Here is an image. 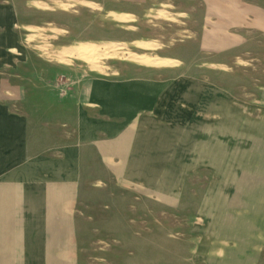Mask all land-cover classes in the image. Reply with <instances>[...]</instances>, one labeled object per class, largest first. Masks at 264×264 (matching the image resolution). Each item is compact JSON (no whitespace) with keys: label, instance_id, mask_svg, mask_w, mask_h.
<instances>
[{"label":"rangeland","instance_id":"374dc122","mask_svg":"<svg viewBox=\"0 0 264 264\" xmlns=\"http://www.w3.org/2000/svg\"><path fill=\"white\" fill-rule=\"evenodd\" d=\"M14 1L37 99L138 83L155 156L178 161L89 185L83 224L37 239V264H264V35H210L211 0Z\"/></svg>","mask_w":264,"mask_h":264},{"label":"crops","instance_id":"0c3cea01","mask_svg":"<svg viewBox=\"0 0 264 264\" xmlns=\"http://www.w3.org/2000/svg\"><path fill=\"white\" fill-rule=\"evenodd\" d=\"M211 2L208 17L221 27L213 24L210 35L241 26L264 35V7ZM23 27L17 3L0 0V264H37V239H73L89 185L110 170L130 179L155 163L178 162L164 147L155 156L148 116L139 114L153 108L150 93L138 83L98 80L88 91L37 99L41 77L27 63Z\"/></svg>","mask_w":264,"mask_h":264}]
</instances>
